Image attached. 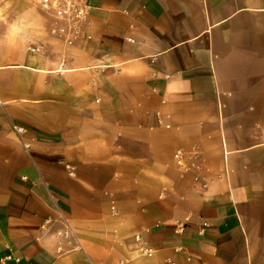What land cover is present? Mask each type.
Returning a JSON list of instances; mask_svg holds the SVG:
<instances>
[{
    "label": "crops",
    "instance_id": "obj_1",
    "mask_svg": "<svg viewBox=\"0 0 264 264\" xmlns=\"http://www.w3.org/2000/svg\"><path fill=\"white\" fill-rule=\"evenodd\" d=\"M85 1L0 0V264H264V0Z\"/></svg>",
    "mask_w": 264,
    "mask_h": 264
},
{
    "label": "built area",
    "instance_id": "obj_2",
    "mask_svg": "<svg viewBox=\"0 0 264 264\" xmlns=\"http://www.w3.org/2000/svg\"><path fill=\"white\" fill-rule=\"evenodd\" d=\"M38 3L52 17L51 33L62 37L67 44L80 36L87 17L88 4L85 0H39ZM14 128L18 132L22 131L19 126Z\"/></svg>",
    "mask_w": 264,
    "mask_h": 264
},
{
    "label": "rangeland",
    "instance_id": "obj_3",
    "mask_svg": "<svg viewBox=\"0 0 264 264\" xmlns=\"http://www.w3.org/2000/svg\"><path fill=\"white\" fill-rule=\"evenodd\" d=\"M34 0H32V2H33Z\"/></svg>",
    "mask_w": 264,
    "mask_h": 264
}]
</instances>
